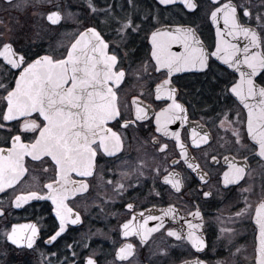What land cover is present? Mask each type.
<instances>
[{"label":"snow or ice","instance_id":"1","mask_svg":"<svg viewBox=\"0 0 264 264\" xmlns=\"http://www.w3.org/2000/svg\"><path fill=\"white\" fill-rule=\"evenodd\" d=\"M155 4V12L141 15L136 11L137 0H126L127 10L121 6L119 12L117 5L108 0L103 7H98L96 0H84L85 16L93 21L87 23L78 14L65 13L63 5L53 0H0L5 12L11 10L27 15L31 11L25 24H21L18 17L16 26L0 20V193L5 196L14 193L8 208L0 207V218L7 220L11 208L19 209L30 201H50V214L54 215L55 221L45 244L57 241L69 225L82 226L81 213L70 207L69 201L91 193L89 178L97 179V158L122 159L126 142L129 146L132 142L138 144L136 151L140 155L135 166L122 169L121 180L105 181L103 174L98 177L99 183L112 186L114 195L122 197L130 190L138 191L143 178L144 186L148 180L152 183L148 197L162 199L158 189L168 186L166 190L179 194V199L187 184L182 172L175 169L186 166L193 182V173L199 178L203 197H210L211 191H203V187L208 185L211 172L204 168L210 170L219 160L217 154L202 147H211L212 138L206 131L201 134L202 126L191 120L189 107L181 102L180 90L174 80V77L178 79L179 73L211 74L213 87L223 85L216 97L223 106L211 118V123L225 133V137H220L225 141L220 147L231 145L236 152V155L223 158L227 165L221 177L224 187H239L241 181L251 175V160H257L264 167V0L255 7V27L251 26L252 0L240 4L235 0H207L204 20L215 28V40L211 45L201 39L203 25L198 22L199 0H155ZM162 11L171 12L179 18V23L174 27L162 24ZM100 16L104 19L96 23ZM66 19L76 21L78 28L72 34L70 46L59 45L63 47L59 55L51 45L44 54L32 46L34 40L30 33L38 25H43L44 31L58 32L65 26L62 21ZM100 24L115 32L118 41L115 48H111ZM145 24L160 26H153L150 34L145 33L150 48L137 64L136 57L131 54L135 50H129L130 42L145 31ZM34 35L40 37V32L36 31ZM23 40L32 43L21 44ZM216 61L226 66L221 70L222 76L213 71ZM133 64L137 66L133 68ZM130 78L135 79L139 91L137 94L134 85L131 103L125 99L122 104L119 93ZM145 82L148 104L144 103ZM154 103L159 111L152 108ZM191 107L194 112L195 105ZM150 113L155 118V132L141 141L136 133L145 122L151 125ZM177 121L181 128L191 126L188 139L192 147L202 153L203 167L190 155L181 132L169 131V125ZM156 133L174 141L173 156L178 155V158L169 157L168 142L162 143ZM228 133L231 135L227 136ZM149 148L155 152H149ZM160 156H163L162 160H159ZM237 156L242 159L238 160ZM122 163L127 165L128 161L122 160ZM33 171L35 175H32ZM28 175H32L34 181L32 188L15 194ZM133 175L135 183L130 179ZM252 191L251 187L242 189L246 193ZM108 202L101 198L100 203L94 201L93 204L103 212L102 205ZM125 208L132 215L120 226L122 237H138L141 246H148L154 235L160 233L177 241L186 239L197 252L204 249L203 236L198 234L203 227L198 205L195 211L188 213L192 219L181 216L179 209L171 203L159 210L153 206L137 212L132 202L126 203ZM245 216L256 227L254 264H264V183L261 184V198L255 206L245 197L244 206L234 217L220 220L221 236L218 239L226 238L231 243L235 230L223 225ZM197 220L200 223L193 222ZM180 221H183L180 227L172 226ZM150 222L154 223L149 226ZM38 233L36 224H12L10 230L6 228L0 235L23 251L34 249ZM135 247L132 243H124L116 249L111 264H131ZM68 248L72 250L71 261L65 256L59 264H98L95 253L84 255L77 253L72 245ZM240 251L236 249V253ZM167 254V249L161 248L160 255ZM51 255L56 256V253ZM185 264H203V261Z\"/></svg>","mask_w":264,"mask_h":264},{"label":"flooded vegetation","instance_id":"2","mask_svg":"<svg viewBox=\"0 0 264 264\" xmlns=\"http://www.w3.org/2000/svg\"><path fill=\"white\" fill-rule=\"evenodd\" d=\"M98 7L105 5V0H96ZM59 4L63 5L62 10L67 13H72L81 16L87 23H92L85 16L87 8L84 5V0H57ZM201 4V11L199 13L198 22L203 25L201 39L206 45L214 44L215 34L214 28L210 25V22H205L204 13L207 10V0H199ZM237 4L244 3L246 0H235ZM261 2V0H252L253 4V23L252 27H255V7ZM108 3H115L117 5V12L120 11V7L124 6L126 9V0H108ZM137 9L141 15L147 14L149 11L155 12L156 4L155 0H137ZM83 6V7H82ZM127 10V9H126ZM123 14V13H121ZM162 24L175 26L179 23V18L172 15L169 11L161 12ZM31 16V11L24 14H18L14 11L9 10L5 12L3 6H0V20H3L6 24L16 26V18L18 17L21 24H25L28 18ZM104 17L100 16L97 18L96 23L103 20ZM244 22H247L246 20ZM65 25L58 32L44 31L43 25H38L32 30L30 35L34 40L32 45L36 50H39L41 54H44V50L49 49V45L53 49H56V54L59 55L63 51L62 46H70L72 34L77 30L78 24L72 19H66L62 21ZM47 24V21H44ZM100 30L108 37L111 42V48H115L118 43L115 32L109 29L104 24H100ZM153 26L159 27L160 25L145 24V31L141 32L138 36H134V39L130 42V52L136 57L137 64L140 59L146 54V50L150 48L147 40L145 39V33L152 31ZM55 28L56 26H51ZM40 32V37H36L34 33ZM32 41L23 40L21 44H31ZM175 50V48H174ZM109 54H111V49ZM123 49L120 50V55L123 56ZM137 65L133 64V68ZM226 66L216 61L213 64V71L217 75H223L222 69ZM177 77H174L176 87L179 88L181 94V102L189 107V114L191 120L198 122L202 127L199 129L201 134L208 132L211 136L210 144L211 147L203 146L207 152L217 154L219 163L213 165L209 170L204 168L205 171H210L209 183L203 187V191H211L212 195L208 198H204L201 189V183L199 178L193 173L195 178L194 182L188 177L190 170L185 168H176V171L182 172L186 180L187 186L182 189L184 195L180 196L174 192L166 190L165 188L158 189L161 191L162 199L160 197H148L149 189L152 188L151 180H148L147 185L144 186L143 178H141V186L138 191H129L124 196L114 195L112 186H106L98 181V177L103 174L105 181L107 180H121L123 179L120 175L121 170H129L135 166L138 156L140 153L136 151L138 144L135 142L131 143V146L126 142L125 152L122 159H115L111 157H98L97 158V179L89 178L92 181L91 193L84 198L76 200H70L69 206L74 210L79 211L82 215L83 224L72 226L69 225L68 229L57 238V241L51 244H45L49 235L52 234L51 226L55 221L54 215L50 214L51 203L50 201H30L29 204L23 207L11 208L10 214L7 220L0 218L5 228L10 229L13 223H33L36 224L39 233L34 245V249H17L13 245L5 243L10 246L12 250L20 252L22 254H28L30 260L33 262V257H40V261L48 264L51 260L52 264H59V261H63L65 256L72 259V250L68 248V245H72L73 249L77 253L83 252L84 255L95 253V259L98 264H111L115 257V251L121 247L124 243H132L135 247V256L130 258L131 264H185V262H192L196 260L203 261V264H253L254 263V250L256 246L255 234L256 227L252 220L245 216L240 219H236L233 223H227V227H231L235 230V235L231 238V243L226 238H219L221 236L220 220H227L229 217H234L236 211L244 206L245 197L248 201L255 206L258 200L261 198V184L264 183V167H261L257 160L250 161V168L252 169L251 175L245 177V180L241 181L240 186L229 185L227 188L224 187L221 177L223 171L227 170V165L224 163V156L236 155L235 149L231 145H226L224 148L220 147V144L225 143L220 137H225V133L218 129V127L211 123V118L220 111L223 106V102H218L216 97L223 87L222 84L213 87V76H208L202 73L188 72L179 73ZM145 82V99L144 103H149L147 96V86ZM136 86V93L138 94L139 85L136 84L134 78H130L127 86H125L119 93L121 103L127 99L128 103H131L132 95L134 94L131 89ZM154 87V85H153ZM191 102V103H189ZM158 103V102H157ZM195 105V111L193 112L191 105ZM152 108L159 111L156 104H152ZM203 116V119L201 117ZM235 118V116H233ZM149 119L152 121L151 125L147 122L144 123V127L140 128L136 133L141 141L145 137H151L152 133L155 132V118L150 113ZM180 122L177 121L174 125H169V131H180L182 137L187 141L189 147V153L192 157H195L197 162L204 166V160L202 159V153L195 150L191 145V140L188 139L191 135V126L185 125L183 128L179 126ZM218 124V121H217ZM151 129V130H150ZM160 137L161 142H168V155L172 158H178V155L173 156V144L174 141H170L168 137L163 136L160 133H156ZM231 134L228 133L227 136ZM227 138V137H226ZM129 139L131 140V133H129ZM231 148L229 151L227 149ZM149 152H155L154 149L149 148ZM178 153V150H176ZM151 162V157L148 158ZM163 156L159 157L162 160ZM210 159V158H209ZM238 160H241V156H237ZM122 160H127V165L122 163ZM182 163V162H181ZM31 168V165H29ZM36 172L33 171L32 175ZM147 175V169H145ZM32 175H28L23 183L19 185L15 194L20 192H26L30 190L34 184ZM46 180V178H44ZM131 182H136V177L133 175L130 177ZM125 184L128 180H124ZM251 187L253 191L251 193L242 192V189ZM14 193L9 192L7 196L0 193V207L8 208L9 200L13 198ZM147 197V198H146ZM101 198H106L109 202L104 207V211L101 212L99 208L95 207L93 202L100 203ZM128 202L135 203L137 212L142 211L144 208H151L153 206L159 210L162 207H167L168 204H174L179 209L181 216H186L188 219H192L188 216L190 211H195L198 205L201 215L203 216V227L199 230L198 234L203 236L205 247L202 251L197 252L196 249L192 248L191 244L185 239L181 241L175 240V238H169L165 235L157 233L150 241L148 246H141L138 237L129 236L124 238L121 236L120 226L126 220L131 219L130 213H127L125 204ZM143 206V207H142ZM157 214L159 212L157 211ZM219 218V219H218ZM194 223H200V221H193ZM58 223V222H56ZM154 222H150L152 225ZM171 225V222L169 221ZM183 221L179 224L172 225L174 227H180ZM185 232L187 231L186 225H184ZM87 245L88 247H85ZM161 248L167 249L168 254L160 255ZM239 248L241 251L236 253V249ZM56 253V256L51 255ZM236 253V255H233ZM57 256L59 260H57ZM38 258V257H37ZM35 261V260H34ZM127 264V262H125Z\"/></svg>","mask_w":264,"mask_h":264},{"label":"rangeland","instance_id":"3","mask_svg":"<svg viewBox=\"0 0 264 264\" xmlns=\"http://www.w3.org/2000/svg\"><path fill=\"white\" fill-rule=\"evenodd\" d=\"M57 0H53V2H56ZM76 1H80V0H76ZM97 2V1H96ZM86 6V5H85ZM5 226L0 223V233H2L5 230ZM5 243L4 238L2 235H0V244ZM9 253L10 257L12 260H14V262H12L11 264H42V262L40 261V257L37 256L36 258L33 257V254L31 256V258H33V262L30 260V256L28 254H22L20 252H17L15 250H12L10 247L7 248L6 246L1 247L0 246V264H4V257ZM21 258V259H19ZM35 260V261H34ZM45 264V263H43Z\"/></svg>","mask_w":264,"mask_h":264},{"label":"trees","instance_id":"4","mask_svg":"<svg viewBox=\"0 0 264 264\" xmlns=\"http://www.w3.org/2000/svg\"><path fill=\"white\" fill-rule=\"evenodd\" d=\"M1 247L6 246L7 248H9L10 246H8L6 243L0 244ZM10 255L9 253L4 257V264H11L12 262H14V260H12L11 258L9 259ZM21 259V258H19Z\"/></svg>","mask_w":264,"mask_h":264},{"label":"water","instance_id":"5","mask_svg":"<svg viewBox=\"0 0 264 264\" xmlns=\"http://www.w3.org/2000/svg\"><path fill=\"white\" fill-rule=\"evenodd\" d=\"M220 27L222 28L223 27V22L221 21V23H220ZM214 28V27H213ZM214 34H215V28H214ZM219 62V61H218ZM225 66V65H224ZM13 224H16V223H13ZM20 224V223H19ZM27 224H33V223H30V222H27V223H21L20 225H27ZM10 229H11V227H10ZM9 229V230H10ZM7 243H9L10 244V242H7ZM12 245V244H11ZM14 247H16L15 245H13ZM254 264V263H253Z\"/></svg>","mask_w":264,"mask_h":264}]
</instances>
